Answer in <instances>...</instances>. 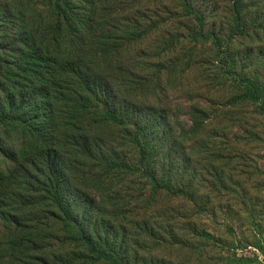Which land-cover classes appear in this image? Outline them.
Listing matches in <instances>:
<instances>
[{
    "label": "trees",
    "instance_id": "1",
    "mask_svg": "<svg viewBox=\"0 0 264 264\" xmlns=\"http://www.w3.org/2000/svg\"><path fill=\"white\" fill-rule=\"evenodd\" d=\"M241 3L226 9L223 43V24L206 29L210 0H0V264H168L156 223H136L120 201L166 191L172 154L207 130L212 105L200 104L187 138L178 130L169 85L197 65L183 60L187 42L210 45L227 70ZM235 96L231 107L264 108L261 88ZM136 182L148 195L129 196ZM187 220L173 250L209 264L197 246L214 237Z\"/></svg>",
    "mask_w": 264,
    "mask_h": 264
},
{
    "label": "rangeland",
    "instance_id": "2",
    "mask_svg": "<svg viewBox=\"0 0 264 264\" xmlns=\"http://www.w3.org/2000/svg\"><path fill=\"white\" fill-rule=\"evenodd\" d=\"M194 1L202 7L207 2ZM241 1L244 32L235 30V42L224 53L227 70L213 67L211 60L216 54L210 45L196 47L187 42L183 60L197 65L169 85L168 99L172 112L178 115V130L190 126L189 112L196 104L212 105L206 117L207 130L196 140L194 150L187 147L180 150L181 155L172 154L177 163L171 168L166 191L141 203L128 197L120 201L125 213H134L136 223H156L163 246L156 256L168 264L188 261L179 248L173 250V244L182 247L187 219L193 216V229L214 237L210 246H197L209 264H264V108L256 102L231 107L235 95L247 84L264 91V0ZM210 4L217 13L206 29L223 24V34L219 26L216 32L224 43L234 22L226 14L231 0H210ZM180 32L187 34L183 27ZM182 133L185 136L183 128ZM124 189L129 196L130 190L137 196L145 190L148 195V188L141 183H129ZM198 260L193 256L192 264H201Z\"/></svg>",
    "mask_w": 264,
    "mask_h": 264
}]
</instances>
